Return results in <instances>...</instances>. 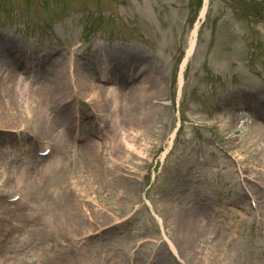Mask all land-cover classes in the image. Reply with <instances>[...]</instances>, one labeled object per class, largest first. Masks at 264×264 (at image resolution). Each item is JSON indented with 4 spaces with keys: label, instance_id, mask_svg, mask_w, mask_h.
I'll return each instance as SVG.
<instances>
[{
    "label": "rangeland",
    "instance_id": "374dc122",
    "mask_svg": "<svg viewBox=\"0 0 264 264\" xmlns=\"http://www.w3.org/2000/svg\"><path fill=\"white\" fill-rule=\"evenodd\" d=\"M203 1L0 0V34L11 44H18L20 61L9 63L13 73L31 71L29 64L42 59V67L48 72L52 70L48 65L60 55L58 69L63 62L64 66L72 62V71L76 69L86 83L99 85L97 77L106 69L110 71L108 78L117 76L123 85L125 75L140 68L145 81L160 91L158 98L163 104V118L141 137L147 141L137 147V158L115 161L119 165L114 160L127 148L125 138L137 118L132 99L137 90L131 85L120 87L124 89L117 95L120 128H110V116L101 118L104 123L95 140L102 141L103 146L98 153L94 151L92 159L86 151L93 150L87 145L94 140L84 130L101 120L94 118L89 101L73 99L59 107L56 96L54 101L51 98L55 109L50 107L47 119L36 118L18 134L0 128V154H12L3 160L5 173L11 166L22 170V161L17 158L27 155V140L35 141L34 145L51 139L58 145L57 156L67 158V167L53 174L43 189L31 184L26 191L25 184L28 177H38L44 162L36 161L30 172V164L24 166L23 184L18 189L27 196L26 201L19 206L10 204L11 209L0 205V215L11 210L9 214L15 213L13 221L17 224L16 219L23 220L22 213L40 197L43 216L52 210L56 223L51 231L46 221L34 219L37 243L5 255L6 264L45 262L44 255L39 260L33 258L36 251L50 253L48 256L55 260L65 254L62 262L72 256L76 262L86 253L91 260L85 264L97 255L99 264H138L143 257L147 264H185V253L176 237H189L192 228L185 230L183 224L200 217L205 220L204 227L196 238L192 234L191 245L196 264H204L212 252L221 255L216 264H264V167L260 164L264 138L258 142L250 127L257 121L253 116H260L252 108L261 110L257 124L264 123V0H208L205 17L201 15ZM0 68L4 71V65ZM1 75L0 86L10 85V74L4 79ZM138 76L131 79L135 81ZM36 105L32 99L31 106ZM77 114L85 128L76 138L78 143L72 145L70 118ZM232 118L238 121L235 128ZM60 135L62 138L55 137ZM83 136L89 139L84 142ZM119 138L123 148L114 149L113 140ZM238 154L245 176L237 167ZM12 161L15 164L9 165ZM5 182L9 186L14 183L12 177L0 183ZM56 187L67 188L69 197L62 196L57 202L52 199L51 190ZM41 193L47 196L41 197ZM253 195L256 210L250 206ZM234 200L237 204L228 207ZM92 201H98L97 205ZM84 204L89 211L82 208ZM96 212L107 218V213L117 212L120 222L108 230L109 234L103 230V237L98 235L84 243L80 238H67L63 231L69 232L71 221L79 222L81 228L92 227L89 215L94 219ZM2 228L0 225V235L8 234ZM57 231L63 244L72 241L60 253ZM165 232L177 249L165 241Z\"/></svg>",
    "mask_w": 264,
    "mask_h": 264
},
{
    "label": "bare ground",
    "instance_id": "6f19581e",
    "mask_svg": "<svg viewBox=\"0 0 264 264\" xmlns=\"http://www.w3.org/2000/svg\"><path fill=\"white\" fill-rule=\"evenodd\" d=\"M204 12L205 10H203V14ZM195 32L196 31H194V34ZM17 45L18 44L16 42L11 44L9 38L7 37H0V64L4 65V71H2L0 68V73H2L1 77L2 79H4L7 77V75L10 74L9 75L10 85L0 86L2 87L1 92H0L1 94V97H0V128L15 130V132L18 134V132H21L24 129H28V127L32 125L33 121H37L36 118H39L40 121L47 119V117L49 116L50 107H53V109H55L51 103L52 102L51 98L54 101L56 96L58 97L56 101L60 103L59 107H61L63 104L69 105L73 99L82 100L86 102L89 101L88 103L90 104V110L93 112L94 118L101 120L100 123L93 124L87 130L84 126L85 125L84 122L80 121L79 117L77 116L78 114H77L75 118H70V124L74 127L75 134H78L79 132L81 133V131L84 128L85 130H87L88 134H91V132L96 133L97 130L102 126L104 122V120H102L101 118L102 117L107 118L108 116L111 117L110 128L112 129L114 128L115 130L120 128L119 127L120 117H119V113L117 112V107L120 101L117 95L121 92L120 89H124L120 87H124L125 85L121 84L119 77L110 76L108 78L110 71L107 72L105 69V70H102L101 72L102 76L100 78L97 77L99 85H96V84L92 85L91 83H88V82L86 83L82 80L81 74L79 72L78 74L75 72L77 71L76 69L74 70V72L72 71V66L74 65L72 62H70L69 64L65 62V66L63 62L62 68L58 69L59 66H56V65L59 60H62L59 55L57 58H55L50 63V65H48V66H51L52 70H49L45 74L43 73L37 74V75H40V77L33 76L30 79L21 78L18 75V73H13V69L9 66L10 65L9 63H18L20 61V59L18 58ZM193 45H194V42L191 44V46L193 47ZM49 55L50 54H47L45 58H47ZM43 60L44 59L39 60L36 63L29 64V65H32V68H30L31 71L36 73L37 70L35 68L37 66H43V64L45 63V61ZM11 66H15V68H17V65H11ZM7 70L9 71L7 72L6 75H4L5 71ZM134 72L135 73L131 75L126 74L125 76H127L126 79H128L129 81L128 85H131L134 90H137V93L135 92L134 94H132V99L134 98L133 103H135V106L137 108L136 110L137 118H136L135 127L132 128L130 135L125 138V142H126L125 144L127 145L126 149H124L122 146L123 140L121 138H119V140L118 139L115 141L113 140V145L115 147L114 149L123 148V150L117 156V159L114 160V163L116 165H119L118 163L119 161L120 163H125V162H128L129 160L133 161L135 158H137L136 156L137 147L138 148L140 147L141 142H142L141 143L142 145L144 144V142L147 141L145 140V138H141V137H143L145 135V132H147L152 127L156 128V125H153V124H157V122L159 121L161 122L163 118V108H162L163 104L162 105L160 104L161 98H158L161 94L160 91L157 90V88L155 87V85H153L152 82L149 85V81H145L144 79L145 76L144 75L142 76L143 73L140 68L138 69L137 72L136 71ZM135 74L139 75L137 77V80L141 78L139 82H137V80L134 81V78L133 80L131 79ZM27 81L29 82V84L27 83ZM111 81L112 83H116L118 86H114L112 88L109 85V83L111 84ZM100 82H104L110 87L102 86L100 85ZM32 99L37 101V105H36L37 107L31 106ZM156 99L158 100L160 99V100L156 101ZM59 107H56V108H59ZM252 109L256 113L260 114V116L258 117H262L261 110H255L254 108ZM9 116H11L12 118ZM253 117L257 118V121H259L258 117L256 116H253ZM152 118H153V121H152ZM231 121L233 123V127L234 128L237 127V124H238L237 119L232 118ZM257 121H255L256 122L255 125L250 123V127H251V133L256 135L255 138L259 142L260 139L264 138V123L259 122V124H257L258 123ZM150 124L152 125L150 126ZM260 124L261 126H258ZM55 137L60 138L61 135L55 136ZM89 145H92L94 147L92 148L93 150L91 152L86 151L91 154L90 159H92L94 156V151L96 150L98 153L100 151V148H102L103 145H102V141H92L87 146ZM254 145H257V142L254 143ZM131 151L135 153H131ZM97 153H96V156H97ZM6 155L8 154H3V156L2 154H0V178H1L0 182H2L3 179L5 180V177L6 179H10L12 177L14 183L11 186H9L7 182L0 183V201H1V198H3V196L8 195V192L15 190L17 188H20L21 185L23 184V176H24L23 169L24 168L18 171V170H15V168H13L14 166H11V169H10L11 171L9 170L7 173H5L7 167L4 163L5 161L3 160L6 158ZM239 157L240 155L238 154V156L236 157L237 164H238L237 167H238V170L240 171V175L245 176L242 171L243 167L240 166L241 159H239ZM66 159L67 158L65 159L59 158V156H57V154L54 153L50 160L44 162L42 166L39 167L40 170L38 173V177H34L33 180H29V177H28V182L25 184L26 191L30 189L31 184H37L40 186V188L43 189L45 182L48 179H51V177H53V174L60 173L63 171L62 170L63 168L67 167ZM115 161H118V162H115ZM27 163L28 162H26L25 165ZM260 164L262 167H264V158L262 159V163ZM9 165H12V164H9ZM113 186H115V184H113ZM244 186L246 187V185ZM247 187L249 186L247 185ZM66 190L67 188L64 191L62 187H56L53 190H51V195L50 193L48 194L51 196L52 199L56 198L55 199L56 201L62 196H63L62 198L69 197L68 196L69 194H67ZM12 193H10V195ZM254 193L256 192L252 191V194ZM33 195H35V198L38 197L37 194H33ZM40 196L46 197L47 195L41 193ZM253 197L255 196L253 195ZM39 198H37V201L34 202L32 206H29V208L22 213L24 215L23 220L20 221L16 219V221L18 222L17 224H14V221L12 220L13 217L8 219V216H7L4 219H2L0 215V219L3 220V221L0 220V225H4L6 223L5 224L6 230H8L9 232L8 236L2 243V245L7 244V250L9 249L25 250L28 246H32L36 242L33 237L34 236L33 232L35 231V229H34V226H32V224L35 223L33 220L36 218H38L41 221H46L44 222V224L48 225L51 231H54L56 229L55 227L56 223L54 222V215L53 213L51 214L52 210L50 211V213L49 212L47 213V217H44L43 211L40 210L41 206H40ZM25 199H26V196L23 195L21 197V200L17 203V206L23 204L25 202ZM97 202L92 201V203H94L95 205H97ZM0 205L2 207L10 208L9 203L4 204V202H2L0 203ZM62 207L63 206L60 205V210ZM82 208L83 209L86 208L87 211H89L90 209V207L86 206V204H84ZM197 208H200V207L198 206ZM194 212H198V211L194 210ZM5 214H8L7 210ZM102 214L103 213L96 212L95 214L96 217H94V219H92V215L91 216L89 215V219L93 223L92 227L88 228L84 226L83 228H81V226L80 227L77 226L78 224L80 225L79 222L71 221L70 223H73V224L70 227L69 232L68 230L63 231V232L65 233L67 238H69L70 240H72V237L80 238L81 242L83 243L88 240L95 239V237L98 235L99 237H103L104 235L103 236L100 235L101 232H103V230H106L105 235L109 234L108 230H110L111 227L118 225L120 221H119V218H118L119 215L117 214V212L107 213L109 218H107L106 215H102ZM233 214L235 218H238V214H235V213ZM14 215L15 213H13V216ZM17 215L16 217H18ZM204 222L205 220L203 219V217H200V219L198 220L194 219V221L185 222L182 226L185 230H187V226L189 227V229L192 228L190 230V233H191L189 234L190 236L189 237H185V236L176 237V239L178 240L177 242L180 241L178 244L182 246L183 251L185 253L184 254L186 258L185 264H196L194 262L196 252L191 246L194 241L192 234H194V237L196 238V235H198L200 230L202 231V226ZM26 225H28V227H26ZM57 228L59 230L60 226L58 225ZM17 231H19L20 233H17ZM56 234L57 236L56 235L54 236L59 237V240L62 246V248L60 249L61 251L59 250V253L64 252L65 246L67 245L69 246L72 243V241H67L68 242L67 244H63V240L61 241L60 236H59L61 233L58 234V231H57ZM164 238H165V241L169 243L171 248L173 249L178 248L175 242H173L168 237L167 232L164 233ZM49 252H51V250H49ZM211 254L213 256L209 259L206 257L204 264L218 263V261L220 260V256H221L220 253L212 252ZM43 255L46 256V261L44 262L42 260L40 261V264H79V262L80 264H85L87 260H91V258H89L90 255L87 256V254L85 253V254H80V258L78 256L79 259L77 258L76 262L73 256L70 257V261L62 262L61 259L65 256V254H61V258L59 260H55V258H51L48 256L52 254L50 253L45 254V253L37 252V251L36 253H34L33 258H36V260L37 259L39 260ZM100 257L102 258V256ZM18 260H22V257ZM98 260H99V257L97 255L96 258L93 259L92 262L88 264H99ZM141 261L142 262L138 264H147L146 257H143V260ZM6 262L7 260H5L4 258L0 259V264H6ZM121 264H127V262L126 261L121 262Z\"/></svg>",
    "mask_w": 264,
    "mask_h": 264
}]
</instances>
